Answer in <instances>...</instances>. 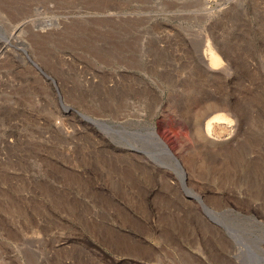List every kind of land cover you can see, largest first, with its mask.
<instances>
[{
	"label": "rangeland",
	"instance_id": "374dc122",
	"mask_svg": "<svg viewBox=\"0 0 264 264\" xmlns=\"http://www.w3.org/2000/svg\"><path fill=\"white\" fill-rule=\"evenodd\" d=\"M0 264H264V0H0Z\"/></svg>",
	"mask_w": 264,
	"mask_h": 264
},
{
	"label": "bare ground",
	"instance_id": "6f19581e",
	"mask_svg": "<svg viewBox=\"0 0 264 264\" xmlns=\"http://www.w3.org/2000/svg\"><path fill=\"white\" fill-rule=\"evenodd\" d=\"M201 58L205 61H209V68L216 70L218 67L222 66V62L220 57H218L217 53L214 51L212 47H208L206 51L201 54ZM227 117L223 114H217L214 116H210L204 123L202 129L206 133L207 136H210L218 127H222L224 124H230L227 121ZM182 167V166H181ZM183 169V168H182Z\"/></svg>",
	"mask_w": 264,
	"mask_h": 264
},
{
	"label": "water",
	"instance_id": "95a60500",
	"mask_svg": "<svg viewBox=\"0 0 264 264\" xmlns=\"http://www.w3.org/2000/svg\"><path fill=\"white\" fill-rule=\"evenodd\" d=\"M152 138L154 139V141L156 142V144L158 146H160L162 148V151L166 154L169 155L170 158L174 161V163L176 164V166L178 168H180V163L179 161L169 152V150L163 145V143L159 140V138L156 136L155 134V128L152 127Z\"/></svg>",
	"mask_w": 264,
	"mask_h": 264
}]
</instances>
